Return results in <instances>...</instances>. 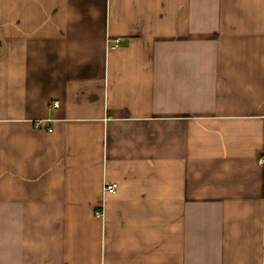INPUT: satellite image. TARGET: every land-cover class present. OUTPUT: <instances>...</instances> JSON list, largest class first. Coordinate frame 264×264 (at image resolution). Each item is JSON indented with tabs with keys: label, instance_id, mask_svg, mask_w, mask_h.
<instances>
[{
	"label": "crops",
	"instance_id": "0c3cea01",
	"mask_svg": "<svg viewBox=\"0 0 264 264\" xmlns=\"http://www.w3.org/2000/svg\"><path fill=\"white\" fill-rule=\"evenodd\" d=\"M0 264H264V0H0Z\"/></svg>",
	"mask_w": 264,
	"mask_h": 264
},
{
	"label": "built area",
	"instance_id": "2783aa9c",
	"mask_svg": "<svg viewBox=\"0 0 264 264\" xmlns=\"http://www.w3.org/2000/svg\"><path fill=\"white\" fill-rule=\"evenodd\" d=\"M118 40L119 39H114V41L111 40V45L110 46L113 47V48L117 47L118 46ZM59 104H60V101H58V100H55V101L52 102V106L53 107H58ZM38 125L42 126L41 123H38ZM45 127L48 128L49 130H52V127L44 126V128ZM118 186H119L118 182H112L110 184L105 185L104 189L108 193H115L117 191V189H118Z\"/></svg>",
	"mask_w": 264,
	"mask_h": 264
}]
</instances>
